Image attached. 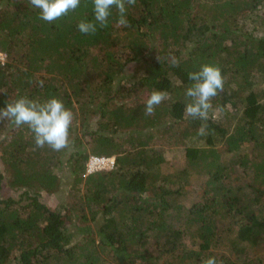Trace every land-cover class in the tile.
Wrapping results in <instances>:
<instances>
[{
  "label": "trees",
  "instance_id": "1",
  "mask_svg": "<svg viewBox=\"0 0 264 264\" xmlns=\"http://www.w3.org/2000/svg\"><path fill=\"white\" fill-rule=\"evenodd\" d=\"M38 12L28 0H0V107L59 97L74 114L71 143L36 149L27 126L0 123V137L9 125L0 138V264H203L212 256L264 264V36L246 26L264 27V0H137L127 26L113 10L95 35L77 30L93 18L92 0L51 24ZM205 63L225 77L206 122L184 115L188 73ZM153 90L169 97L145 116ZM250 145L256 155L243 153ZM172 147L186 148L181 176L206 179L189 208L183 188L170 187L176 176L162 171ZM91 156L115 158V167L87 175ZM5 182L23 189L19 199L2 198ZM66 184L59 208L40 200Z\"/></svg>",
  "mask_w": 264,
  "mask_h": 264
},
{
  "label": "clouds",
  "instance_id": "2",
  "mask_svg": "<svg viewBox=\"0 0 264 264\" xmlns=\"http://www.w3.org/2000/svg\"><path fill=\"white\" fill-rule=\"evenodd\" d=\"M137 0H92L93 18L83 19L77 24V30L83 35H95L99 29L106 28L113 10L118 13L117 23L127 26V10L135 6ZM31 8L39 10L38 17L46 23H53L76 11L81 0H28ZM192 83L185 89L189 102L185 105L186 118L207 121L209 111L213 108L212 100L225 91V77L220 67L205 63L197 71L188 73ZM43 86V81H40ZM169 93L153 90L144 103V115L151 116L162 102L168 99ZM9 122L17 128L27 126L33 134L36 149L46 146L52 151L60 152L70 146V129L74 114L63 100L52 96L45 101L20 96L14 101L8 100L0 107V123ZM207 133V124L202 123L198 135ZM203 264H218L216 257H208Z\"/></svg>",
  "mask_w": 264,
  "mask_h": 264
},
{
  "label": "rangeland",
  "instance_id": "3",
  "mask_svg": "<svg viewBox=\"0 0 264 264\" xmlns=\"http://www.w3.org/2000/svg\"><path fill=\"white\" fill-rule=\"evenodd\" d=\"M246 26L249 29V31L253 32L255 35L259 37L264 36V27L260 26V24H255L251 22L250 20H248ZM0 62H2V64H5L6 62V54L2 52L1 50H0ZM132 75H133V72L131 69H129L125 73V76L128 78ZM128 78L127 80L124 81V84L132 83L131 81L132 79L131 78L128 79ZM220 114L221 113L217 111L215 113L214 119H219ZM236 115L239 116V113L237 112ZM8 126L9 125L7 124L6 128L3 129L4 135L1 136L0 138L8 137V132H9ZM164 151H165V159L167 160V162L163 164L162 171L167 175L172 174L173 176H176V177L171 178L170 187L174 190H176L180 186L183 188V196L179 201L181 204L185 205L186 208H189L200 200L201 195L203 194V189H204V184H205L206 179L204 177H200L197 175H190V176L180 175L181 171L186 166V158H185L186 148L185 147H172V148H167ZM242 151L243 153H250V154L252 153V155L257 154V151L256 149L253 148V145L252 146L250 145L249 147L244 148ZM231 157L232 156H228V158H231ZM0 170L1 171L4 170V166L1 160V155H0ZM233 170H235L234 176L236 177H240L246 172L244 167L241 165H237L235 169ZM102 171H106V170H102ZM98 172H101V171H98ZM186 177H189L188 183L184 184ZM64 179L67 180V178H64ZM67 188L68 186L66 184L63 190L60 191L59 193H56L53 195H47L43 193L40 197V200L48 206L59 208L60 206L64 204L66 200ZM22 193H23V189L11 188L5 182L3 185L1 196L3 199H8V198L19 199ZM186 242L189 246H193V241L191 238L187 237ZM194 247L196 248V246ZM253 258L255 257L252 255L243 256L240 262H242L243 260H246V261L251 260Z\"/></svg>",
  "mask_w": 264,
  "mask_h": 264
},
{
  "label": "built area",
  "instance_id": "4",
  "mask_svg": "<svg viewBox=\"0 0 264 264\" xmlns=\"http://www.w3.org/2000/svg\"><path fill=\"white\" fill-rule=\"evenodd\" d=\"M115 167V158L92 156L87 164V175L98 171L113 169Z\"/></svg>",
  "mask_w": 264,
  "mask_h": 264
}]
</instances>
